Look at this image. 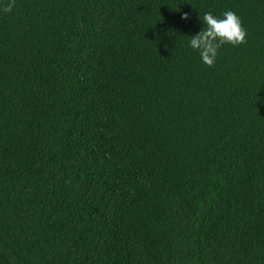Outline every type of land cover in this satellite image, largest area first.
Returning a JSON list of instances; mask_svg holds the SVG:
<instances>
[{"label":"trees","instance_id":"trees-1","mask_svg":"<svg viewBox=\"0 0 264 264\" xmlns=\"http://www.w3.org/2000/svg\"><path fill=\"white\" fill-rule=\"evenodd\" d=\"M8 2L0 264H264V0Z\"/></svg>","mask_w":264,"mask_h":264},{"label":"clouds","instance_id":"clouds-1","mask_svg":"<svg viewBox=\"0 0 264 264\" xmlns=\"http://www.w3.org/2000/svg\"><path fill=\"white\" fill-rule=\"evenodd\" d=\"M14 6L15 0H9L3 11L10 12ZM181 18L187 21L189 14L184 13ZM202 22L205 27L190 38L189 46L199 52L202 62L208 67L215 66L222 46L238 47L247 43V30L234 11H225L222 17L215 16L211 11L206 12Z\"/></svg>","mask_w":264,"mask_h":264}]
</instances>
